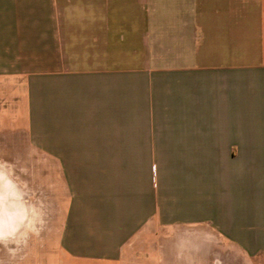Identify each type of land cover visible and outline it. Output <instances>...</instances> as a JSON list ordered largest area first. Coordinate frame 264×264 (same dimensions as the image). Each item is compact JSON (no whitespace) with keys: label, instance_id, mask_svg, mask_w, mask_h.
Returning <instances> with one entry per match:
<instances>
[{"label":"crops","instance_id":"1","mask_svg":"<svg viewBox=\"0 0 264 264\" xmlns=\"http://www.w3.org/2000/svg\"><path fill=\"white\" fill-rule=\"evenodd\" d=\"M3 89L71 191L38 264H264V0H0Z\"/></svg>","mask_w":264,"mask_h":264},{"label":"rangeland","instance_id":"2","mask_svg":"<svg viewBox=\"0 0 264 264\" xmlns=\"http://www.w3.org/2000/svg\"><path fill=\"white\" fill-rule=\"evenodd\" d=\"M2 92L5 94L0 116L5 136L4 146L0 145V171L14 183L19 199L13 206L19 207L20 213L13 235L0 240V264H38L43 259L54 263L64 211L71 206V191L61 178L60 169L44 167L42 151L27 149L25 136L9 134L27 128L28 111L23 101L11 97L17 91ZM23 93L21 90L20 95Z\"/></svg>","mask_w":264,"mask_h":264},{"label":"flooded vegetation","instance_id":"3","mask_svg":"<svg viewBox=\"0 0 264 264\" xmlns=\"http://www.w3.org/2000/svg\"><path fill=\"white\" fill-rule=\"evenodd\" d=\"M13 203H15L14 199L6 202H1L0 199V240L11 237L17 229V219L20 210L19 207H14Z\"/></svg>","mask_w":264,"mask_h":264},{"label":"bare ground","instance_id":"4","mask_svg":"<svg viewBox=\"0 0 264 264\" xmlns=\"http://www.w3.org/2000/svg\"><path fill=\"white\" fill-rule=\"evenodd\" d=\"M0 199L5 202L11 199L14 201L18 198L14 183L0 171ZM8 187V189H6ZM19 199V198H18ZM6 238V237H5Z\"/></svg>","mask_w":264,"mask_h":264}]
</instances>
